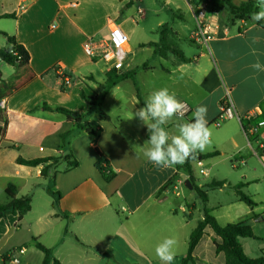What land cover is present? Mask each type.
<instances>
[{
  "label": "crops",
  "instance_id": "0c3cea01",
  "mask_svg": "<svg viewBox=\"0 0 264 264\" xmlns=\"http://www.w3.org/2000/svg\"><path fill=\"white\" fill-rule=\"evenodd\" d=\"M135 1L0 0V48H11L9 35L30 55L27 67L0 60V191L5 194L0 205L10 202L6 193L10 187H14L18 198L31 195V209L26 215L19 219L18 215L9 214L0 220V241L6 237L4 246L7 247L0 251V257H10L9 263L20 264L21 258H25L26 264H31L28 245L39 264H43L44 252L37 247L41 244L50 249L59 264H93L94 261L115 264L117 260L116 264H162L155 248L171 237L176 241L175 256L180 257L182 264L191 233L204 215L202 200L198 196L199 202L191 194L185 206L176 202L171 208L172 190L180 186L178 177L183 184L192 180L191 191L194 185L205 191L206 206L211 213L217 205H211L212 188L207 186L214 181L225 184L212 191L229 187L235 199L240 196L231 187L243 183L241 190L255 203L251 210L254 212L257 207L252 195L245 191L248 192L251 183L260 182L258 178L239 183L223 179L204 183L192 172L191 160L197 159L198 165H202V160L223 157L233 162V168L245 166L252 176H259L257 162L264 173V149L260 148L264 143V126L256 134L251 133L264 120V72L255 73L249 67L257 59L252 49H256L260 62L264 63V20L261 24L251 18L231 21L227 9H213L207 4V17L215 22L218 31L204 43L197 37L202 3L196 10L186 0L182 10L195 33L186 34L184 26L176 22L177 16L171 20L170 28L178 39L179 46L175 48L188 61H181L172 50H166V56L155 52L156 47L149 44L159 42V30L156 41L142 46L148 45L159 57V65L153 69L166 74L165 83L155 88L146 82L137 85L139 68L148 70L147 63L136 68L127 64L121 73L136 70L134 80L121 81L100 104H93L92 98L99 97L106 89L108 68L104 62L85 53L84 43L89 38H107L110 27L115 24L127 34L134 32L143 16L138 14L140 7L134 11ZM231 1L240 5L249 0ZM189 37L195 40L190 43ZM253 38H257L255 43ZM131 48L128 43L127 51ZM130 80L134 90L127 100L129 107L124 104L109 111L111 101L120 102L114 98L115 91ZM160 88H168L190 105L191 111L183 122L192 120L198 105L208 109L211 142L205 151L198 153V158L195 154L187 160L189 168L180 169L179 175L180 165L158 168L144 157L149 130L133 115ZM227 91L240 120L233 118L216 126L220 102ZM57 108L79 113L82 123L98 124L99 134L96 136L87 128L79 127ZM102 114L106 115L103 119ZM165 128L171 134H178L172 122ZM65 155L77 160L78 166L70 167L67 161L60 160L48 169L46 176L42 170L50 163L27 166L17 161ZM101 158L115 173L109 181L99 170ZM48 188L60 194L56 205ZM178 210L185 215L183 226L177 220ZM195 214L196 226L187 239L183 236L182 248L186 246V251L177 254L182 227L190 224ZM257 218L259 215H255ZM241 238L239 242L244 250ZM216 243H222V239L207 226L194 250L193 260L187 264H225V255L217 252ZM21 248L25 249L22 254Z\"/></svg>",
  "mask_w": 264,
  "mask_h": 264
},
{
  "label": "rangeland",
  "instance_id": "374dc122",
  "mask_svg": "<svg viewBox=\"0 0 264 264\" xmlns=\"http://www.w3.org/2000/svg\"><path fill=\"white\" fill-rule=\"evenodd\" d=\"M186 0H143V1H135V9L137 12L138 7L144 10V14H142V18L139 21V26L134 32L129 31V43L132 48L127 52L126 64H129L131 67H141L142 64L147 63L148 70L143 68H139L138 76H136L137 85H144V82L148 83V86L155 88L157 84H162L167 80L166 74L161 70H154L153 67L159 65L160 59L158 56L153 54V49L149 48L148 45L145 47L142 46V43H147L149 41H156L159 38V24H167L168 25V42L170 47L179 46L178 39L176 38V33L173 29L170 28V22L173 17L177 16L178 20L176 22L182 26H184V31L189 36L194 34V30H192L191 21L186 18V14L183 12L182 8L185 6ZM194 9H199L201 2L197 0H188ZM173 13V14H172ZM176 18V17H175ZM187 24V25H186ZM192 37L188 38V41L191 43L194 41ZM163 49H166L163 48ZM170 53V52H169ZM132 81H128L123 83L120 86V89L115 91L116 97L120 100L119 104H115V102L111 101V104L106 105L109 111H115L119 105H126L127 100L131 92H133V83ZM104 86H102L103 88ZM153 91V90H151ZM133 94V93H132ZM115 100V99H113ZM121 103V104H120ZM177 124V119L174 117L170 123ZM224 123V122H223ZM222 123V124H223ZM221 124V125H222ZM165 127V126H164ZM206 150V149H205ZM204 150V151H205ZM199 152L196 153L198 158ZM187 162V161H186ZM179 166L178 175L180 174V169L187 171L189 166L187 163ZM232 161L230 159H224L223 157H216L212 160H202V165H198L197 159L191 160V168L192 172L198 176L201 181L204 183H210L213 180L223 179L228 180L231 183H239L240 181H251L254 177L258 178L260 182L251 183L247 194L252 195V199L257 203V207L254 208V212L248 207L244 202L239 199H235V195L229 187H225L223 190H210L209 196L211 205H217V208L212 211V215H214L218 221L222 225H226L228 223H239L244 222L245 224L251 226L253 228L254 233L260 237V239H252V238H241V242L244 246V251L247 256L251 258H259L264 255V173L260 170L262 169L260 164L256 162L257 169H259V176H252L247 172L245 166L241 165L238 169L233 168ZM205 171L208 174L204 175L202 172ZM246 173L247 176H242V174ZM180 186L178 189H174V193L172 194L171 201L173 202L171 208L176 205V202L181 203L185 206L186 198L191 194L194 198L199 199L198 195L191 191L188 187L183 184V180L179 178ZM185 182V181H184ZM258 189V194H255L254 191ZM176 192H179V195H176ZM47 196V195H46ZM5 200V194L3 191H0V201ZM200 202V199H199ZM220 203V204H218ZM1 204V203H0ZM255 215H259V220L255 219ZM196 217L195 214L192 217V222L186 227H182L181 235H180V247L177 249V254L186 251V246L182 248L183 236L185 235L186 239L189 237L193 227L196 226ZM185 215L182 211L178 210V217L180 224L183 226L185 224L184 221ZM6 237L3 241H0V251H5L7 247L4 246ZM29 260H31V264H39V260L36 254H34L32 247H29ZM172 264H181L180 257L176 258ZM80 261V260H79ZM10 262V257L4 256L0 257V264H7ZM27 260L25 258H21L20 264H26ZM99 262L98 264H100ZM116 263H119L118 260ZM115 263V264H116ZM12 264V263H9ZM93 264H97V261H94Z\"/></svg>",
  "mask_w": 264,
  "mask_h": 264
},
{
  "label": "trees",
  "instance_id": "16d2710c",
  "mask_svg": "<svg viewBox=\"0 0 264 264\" xmlns=\"http://www.w3.org/2000/svg\"><path fill=\"white\" fill-rule=\"evenodd\" d=\"M201 3H206L210 5L213 9H227L229 13V17L231 21H244L251 18V14L253 12L258 11V8L255 6L256 2L253 0H249L243 2L240 5H234L231 0H197ZM261 24V22H259ZM168 25L163 24L160 30V39L158 43H151L150 46H155V52L161 55L166 56V50H172L181 61H188L181 52L177 51L174 47L169 46L168 42ZM8 36L10 43L12 44L11 48L3 49L0 48V60L10 64V65H18L25 66L29 65L30 55L26 48L17 43L16 38L12 36ZM166 49H163L165 48ZM135 71H126L123 73H118L114 70L107 72V80H106V89L103 94L99 97L92 98V103H101L109 91L115 87L121 81L131 78L134 80ZM0 79H1V71H0ZM83 95V93H82ZM57 111L65 114L70 120L75 121L77 125L81 128H87L94 135H98L100 132V128H98V124H87L82 123V116L77 113L70 111L66 108H57ZM106 115L102 114L101 118L103 119ZM97 128V130H96ZM66 137V135H64ZM193 159V158H191ZM60 160H65L68 162L70 167L78 166V161L75 160L71 155H65L63 157H47V158H39L33 160H26L19 158L17 161L20 164H24L27 166H38L40 164L50 163L49 166H46L42 170V175L46 176L49 168L55 166ZM102 166L100 165L99 170L103 174L106 180H110L115 176V173L111 171V169L107 166V162L104 158H101ZM189 166V162H186ZM191 180V179H190ZM192 182V180H191ZM171 183L168 182L166 186ZM224 182L214 181L209 184L208 188H222L224 187ZM243 183L238 184L234 187H231L236 190L239 194L241 200L245 202L250 208L255 206V203L251 200L249 196H247L241 188L243 187ZM49 194L54 198V204L56 205L60 199V194L53 192L50 188L47 189ZM194 191L200 197L203 202V215L204 218L200 221L194 231L191 233L188 253L186 257L183 259L182 264H187L189 261L193 260L194 250L199 243L200 239L204 234V230L207 226L213 229L217 236L222 239V243H216V250L218 253L222 252L225 255L226 262L225 264H264V256L259 258H251L248 257L242 245L239 242V238H252L259 239L253 231V228L244 222L239 223H228L226 225H221L216 217L212 215L210 209L207 208L206 204L208 201L207 194L202 188L194 185ZM6 193L10 199L8 204L0 205V220L5 218L9 214L18 215L19 219H21L24 215H26L31 209V195H26L22 197H16V191L14 187H10L6 190ZM37 247L44 252L45 258L43 264H59V261L54 259L50 249L44 247L41 244H37Z\"/></svg>",
  "mask_w": 264,
  "mask_h": 264
},
{
  "label": "clouds",
  "instance_id": "9594fccd",
  "mask_svg": "<svg viewBox=\"0 0 264 264\" xmlns=\"http://www.w3.org/2000/svg\"><path fill=\"white\" fill-rule=\"evenodd\" d=\"M255 6L259 10L251 14V19L260 22L264 20V0H257ZM256 39L253 38V43ZM252 55L257 56V59L249 67L255 73L264 72V63L260 62L256 49H252ZM207 112V106L198 105L192 113V120L183 122L185 103L168 88L153 91L144 106L133 114L149 130V139L144 143L147 145L143 151L144 157L158 168H170L183 165L188 159L194 158L197 152H203L210 144L212 135ZM174 117L177 119L178 134H171L164 127ZM175 244L174 238L167 237L156 246L155 254L162 264H172Z\"/></svg>",
  "mask_w": 264,
  "mask_h": 264
},
{
  "label": "built area",
  "instance_id": "2783aa9c",
  "mask_svg": "<svg viewBox=\"0 0 264 264\" xmlns=\"http://www.w3.org/2000/svg\"><path fill=\"white\" fill-rule=\"evenodd\" d=\"M201 6L202 9L199 11V28L197 37L204 43H208L212 36L217 33L218 27L210 17H207V4L202 3ZM143 13L144 11L141 8L138 9V14L142 15ZM128 43V34L119 25L115 24L110 27V32L107 38H102L100 40L94 38L87 39L84 43V51L91 58L104 62L108 71L114 70L121 73L127 66L126 57ZM183 102L185 103V118L190 113L191 108L186 101ZM1 106H4V102H1ZM233 118H238L240 120L230 98V94L227 91L225 98L220 102V113L215 121V125L221 126L223 122ZM261 126H264V120L258 122L257 125L251 129V133L256 134ZM260 148L264 149V143L260 144ZM24 252V248L19 250L20 254ZM13 261L18 262L16 258H14Z\"/></svg>",
  "mask_w": 264,
  "mask_h": 264
},
{
  "label": "water",
  "instance_id": "95a60500",
  "mask_svg": "<svg viewBox=\"0 0 264 264\" xmlns=\"http://www.w3.org/2000/svg\"><path fill=\"white\" fill-rule=\"evenodd\" d=\"M185 186L188 187L191 190L193 189V185L191 184V182L189 180H186Z\"/></svg>",
  "mask_w": 264,
  "mask_h": 264
}]
</instances>
